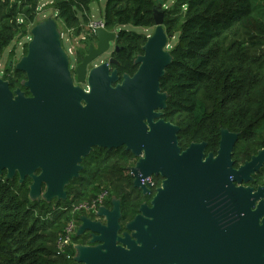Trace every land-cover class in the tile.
Returning a JSON list of instances; mask_svg holds the SVG:
<instances>
[{"label":"water","instance_id":"obj_1","mask_svg":"<svg viewBox=\"0 0 264 264\" xmlns=\"http://www.w3.org/2000/svg\"><path fill=\"white\" fill-rule=\"evenodd\" d=\"M163 20L156 6L132 76L111 69L113 59L88 70L116 38L97 28L95 46L74 69L77 85L56 22L36 24L27 54L7 65L24 73L29 95L0 78V175L29 178L31 200L65 201L94 148L124 147L137 159L133 187L149 194L148 177H161V186L124 230L115 198L110 210L98 208L97 220L80 216L75 237L89 240L73 246L74 264H264V185H248L264 166V148L234 168L239 134L222 129L216 154H205V142L181 150L179 127L163 119L160 79L172 60Z\"/></svg>","mask_w":264,"mask_h":264},{"label":"trees","instance_id":"obj_2","mask_svg":"<svg viewBox=\"0 0 264 264\" xmlns=\"http://www.w3.org/2000/svg\"><path fill=\"white\" fill-rule=\"evenodd\" d=\"M40 1L0 0V60L15 39L26 35ZM98 1L55 0V19L79 35L89 22L90 5ZM156 6L163 10L168 42L175 41L160 79L167 94L163 119L179 127L181 150L205 142L206 155L216 154L222 129L239 134L231 158L238 168L264 148V0H175L168 8L157 0H105L102 20L107 31L116 33L112 69L120 77L136 72L135 60L148 37L123 27L154 29ZM86 51L76 49V63ZM1 78L12 91L20 88L29 95L22 86L24 73L6 66ZM135 162L124 147L94 148L82 160L79 177L65 188V201L31 200L29 178L20 183L18 175H0V264H74L73 246L86 244L87 238L73 237L63 250L57 246L66 225L78 220L74 207L107 191L120 201L121 224L132 220L145 200L129 176ZM263 184L264 166L248 185Z\"/></svg>","mask_w":264,"mask_h":264},{"label":"rangeland","instance_id":"obj_3","mask_svg":"<svg viewBox=\"0 0 264 264\" xmlns=\"http://www.w3.org/2000/svg\"><path fill=\"white\" fill-rule=\"evenodd\" d=\"M158 3H162L164 5V8H168L175 0H157ZM54 3L55 0H41L38 9H37V15L35 17V20L32 24L28 25L26 27V35L21 38L15 39L5 50L2 55V58L0 60V78L3 75V71L5 70L8 62L12 60V65L14 66L23 56H24V44H28V42L31 39L30 31L31 29L38 23H41L49 18L53 19L56 22L57 30L59 31L61 35V42H62V48L66 52L68 59H69V65L72 68V76H74V69L76 67V57L75 52L77 48H82V44L79 42L81 39L80 35H76L71 33H68L67 30L63 28V26L55 19L56 12L54 10ZM105 0H99L98 2H93L90 5V11L88 14L89 22L97 23L99 21H102V15H103V9H104ZM86 26V25H85ZM85 26L83 27V32H85ZM124 30L135 32L138 34H146L147 36H150L154 29L149 28L145 29L142 27H134V26H124ZM82 33V32H81ZM115 33V32H114ZM116 34V33H115ZM95 39V37H94ZM88 42H93V40H89ZM96 43V40H95ZM175 41L171 40L168 42V48L169 50L171 47H173ZM114 50V44L111 43L108 51L103 54L100 58H97L95 61H93L88 66V70L92 67L101 64L102 62L107 61V59L110 58L111 53ZM75 85H77L76 79L74 80ZM83 89H86V83L79 84Z\"/></svg>","mask_w":264,"mask_h":264},{"label":"built area","instance_id":"obj_4","mask_svg":"<svg viewBox=\"0 0 264 264\" xmlns=\"http://www.w3.org/2000/svg\"><path fill=\"white\" fill-rule=\"evenodd\" d=\"M97 28H104L103 20L97 23L88 22L85 26V32H80V40H84L86 36L94 35ZM83 30V29H82ZM68 33L75 34L72 30H67ZM109 193L107 191H102L95 199L91 202H83L76 207H74L73 212H76L78 216L83 213H89L95 215L99 207H103L104 201L108 198ZM79 220L73 219L71 220L64 229V234L58 239L57 246L60 250L69 244H71V240L75 237L76 230L78 228Z\"/></svg>","mask_w":264,"mask_h":264},{"label":"flooded vegetation","instance_id":"obj_5","mask_svg":"<svg viewBox=\"0 0 264 264\" xmlns=\"http://www.w3.org/2000/svg\"><path fill=\"white\" fill-rule=\"evenodd\" d=\"M93 36L94 35H89V36H86L85 38H84V40H79V42L82 44V48H87V51L86 52H88V49H89V47L90 46H95V39L93 38ZM95 37V36H94ZM93 40V42H88L89 40ZM61 44H62V42H61ZM114 44V43H113ZM116 46L114 45V48H115ZM113 52H115V51H113ZM112 52V53H113ZM112 53H111V55H112ZM87 54V53H86ZM85 54V55H86ZM84 55V56H85ZM110 55V58L109 59H113L112 58V56ZM83 56V57H84ZM109 59H107V61L109 60ZM114 60V59H113ZM107 61H105V62H107ZM77 64H79V63H76V66H77ZM8 65V64H7ZM97 66V65H96ZM112 66L113 65H111V69H112ZM69 68L70 69H72L71 67H70V65H69ZM11 71L12 70H14V68H12V69H10ZM12 73V72H11ZM72 73V72H71ZM74 75V74H73ZM124 75H126V74H124ZM73 77V80H75V75L74 76H72ZM136 161H137V159H136ZM136 163V162H135ZM135 165V164H134ZM133 167V166H132ZM131 167V168H132ZM129 176H130V169H129ZM254 176V175H253ZM253 176H252V181H253ZM131 177V176H130ZM132 179V178H131ZM162 178L161 177H148V178H146V179H144L143 181H142V183L149 189V194H146V195H143L142 194V191L141 190H139V189H137V190H139L140 192H141V195L145 198V200L142 202V204H147V205H150V202L152 201V199H153V197L155 196V194H156V190L158 189V188H160V186H161V183H162ZM251 181V182H252ZM132 184H133V180H132ZM264 185V184H263ZM263 185H261V186H263ZM260 186V185H259ZM259 186H257V187H259ZM251 187H253V186H251ZM257 187H255V189L257 188ZM254 188V187H253ZM111 198L108 196V198L104 201V204H103V207L104 208H106V209H111ZM110 201V205H107L108 204V202ZM141 204V205H142ZM140 205V206H141ZM139 206V207H140ZM139 209V208H138ZM138 214V213H137ZM80 216H86L87 218H89V219H91V220H97L96 218H95V215H92V214H89V213H83V214H80L79 216H78V218L80 217ZM129 222V221H128ZM126 224H127V222H126ZM126 224H124V225H122L121 224V219H120V225H121V228H122V230H124V226L126 225ZM79 225V224H78ZM81 237H86L87 238V240H86V244H87V242H88V240H89V238L87 237V235H83V236H81ZM86 244H84V245H86Z\"/></svg>","mask_w":264,"mask_h":264}]
</instances>
